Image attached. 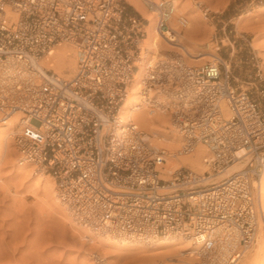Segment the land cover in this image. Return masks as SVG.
<instances>
[{
  "label": "built area",
  "instance_id": "1",
  "mask_svg": "<svg viewBox=\"0 0 264 264\" xmlns=\"http://www.w3.org/2000/svg\"><path fill=\"white\" fill-rule=\"evenodd\" d=\"M145 5L161 34L172 30L174 0ZM185 19L178 15V24ZM146 22L122 0H0V124L20 113L17 159L50 175L83 223L138 239L181 236L208 249L216 226L236 228L238 241L223 263L235 264L259 224L254 184L264 170V74L243 88L220 55L193 65L174 52L144 59ZM58 42L73 46L72 76L34 64ZM11 66L32 78L12 82ZM137 74L142 104L169 110L182 151L206 146L205 170L181 166L165 177V151L134 119L122 118ZM236 162L240 167L226 173Z\"/></svg>",
  "mask_w": 264,
  "mask_h": 264
},
{
  "label": "bare ground",
  "instance_id": "2",
  "mask_svg": "<svg viewBox=\"0 0 264 264\" xmlns=\"http://www.w3.org/2000/svg\"><path fill=\"white\" fill-rule=\"evenodd\" d=\"M127 1L147 19L144 26L146 30L144 59L149 60L153 57H163L170 52H174L175 54H182L184 58L188 57V63L193 65L206 57L218 55L215 50H210V48L200 51L194 50L196 41H200L194 38L200 33L201 25H199L198 19L195 16L188 21L189 19L184 14L179 13L180 10H176L175 0V12L170 21L172 30H167L164 34H161L155 26V12L145 5V1L148 2L150 0H145L144 2L142 0ZM180 14L186 18L183 26L178 24L179 20H177V16ZM192 14L191 16H193ZM34 64L38 67L53 69L54 72L64 76H72L75 72L73 46L68 42H58L51 47L49 53L35 61ZM10 68L9 75L12 82L18 80L28 81L33 76V73L30 71L15 70L12 66ZM139 78L140 74H137L130 85L129 95L121 106L122 118L134 119L139 128L152 134L151 139L155 143V146L165 151V162L162 165L165 177H168L171 172L181 166H187L196 171L205 170L204 158L208 154L206 146L197 143L192 151L187 153L182 151L183 138L173 127L169 110L164 106L152 108L142 104ZM1 86L3 87L5 84ZM222 110L224 113L228 112V108L225 105H222ZM19 116V112H14L11 117L5 120L6 126L0 127V168L3 166L2 164L9 162L13 153H16L15 147H11V140H13L14 132L20 128ZM5 123L2 125H5ZM11 162L14 163V161ZM240 163L236 162L230 165L226 173L239 168ZM15 164H18L17 169L19 171H28L32 168L29 163L19 161L18 159ZM44 186L43 188L45 189L43 191L46 197L49 196V200H51L52 205L56 208L55 212H58L67 221V224H70V227L77 229L78 234L82 232L84 233L83 235H87L93 245V249H97V251L106 249L105 253L110 256L112 264H121L120 260L124 258H131L133 264H194L196 262L200 264H223L231 249L236 246L238 241V230L236 228L230 229L224 225H218L214 228L213 237L215 238V244L211 249L206 248L202 241H192L181 236L138 239L120 235L104 226H98L93 223H89V225H87L88 223H79L80 221L75 220L78 218L69 209L70 207L65 206V202L60 199L54 179H48L44 183ZM254 186L259 224L255 241L252 243L253 252L247 255L243 264H264V170H262ZM8 192H12L10 186L0 179V193L4 194ZM248 249L243 252L241 257Z\"/></svg>",
  "mask_w": 264,
  "mask_h": 264
},
{
  "label": "rangeland",
  "instance_id": "3",
  "mask_svg": "<svg viewBox=\"0 0 264 264\" xmlns=\"http://www.w3.org/2000/svg\"><path fill=\"white\" fill-rule=\"evenodd\" d=\"M122 1L130 13L144 19L127 0ZM175 3L176 10L188 21L195 16L201 25L194 38L200 41H196L194 50H215L230 65L238 86L247 88L258 82L257 72L264 74V0H175ZM185 60L189 62L188 57ZM208 60L212 57L195 64ZM11 142L14 148V139ZM16 161L17 150L0 168V179L12 191L0 193V264H98L96 254L112 264L106 249H93L87 235L78 234L55 212L43 191L44 183L53 178L35 175L32 168L19 171ZM65 206L69 207L66 203ZM252 252L253 244L236 264H243ZM128 259H121V264H133Z\"/></svg>",
  "mask_w": 264,
  "mask_h": 264
}]
</instances>
